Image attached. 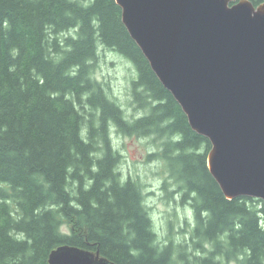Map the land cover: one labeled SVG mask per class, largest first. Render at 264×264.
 Masks as SVG:
<instances>
[{"label":"trees","instance_id":"obj_1","mask_svg":"<svg viewBox=\"0 0 264 264\" xmlns=\"http://www.w3.org/2000/svg\"><path fill=\"white\" fill-rule=\"evenodd\" d=\"M99 45L132 62L131 101L143 114L126 116L96 77ZM112 129L160 141L148 157L193 210L182 240L158 239L141 182L119 168ZM209 149L115 0H0V264H48L64 243L117 264H264L260 199H226Z\"/></svg>","mask_w":264,"mask_h":264},{"label":"water","instance_id":"obj_2","mask_svg":"<svg viewBox=\"0 0 264 264\" xmlns=\"http://www.w3.org/2000/svg\"><path fill=\"white\" fill-rule=\"evenodd\" d=\"M152 71L210 142L207 168L228 200L264 210V1L115 0ZM48 264H117L67 243Z\"/></svg>","mask_w":264,"mask_h":264},{"label":"rangeland","instance_id":"obj_3","mask_svg":"<svg viewBox=\"0 0 264 264\" xmlns=\"http://www.w3.org/2000/svg\"><path fill=\"white\" fill-rule=\"evenodd\" d=\"M99 51L96 77L109 84L113 96L125 111L126 116L131 118L133 115L143 114L142 110L134 108L135 105L131 101L130 81L135 75L132 62L113 49L99 45ZM112 138L122 155L119 168L124 177L135 176L143 186L144 200L158 239L161 242H165L168 238L174 241L182 240L194 224L193 210L189 203L180 202V193L173 190L176 186H173L172 181L167 178L168 173L164 163L148 157L150 153L158 150L160 141L154 136L119 135L113 129ZM166 178L168 182L165 181ZM164 182H167L166 188ZM171 190L173 193L169 196ZM255 205L258 209L263 208L261 200L255 202ZM260 221L264 225V215ZM227 264H237V262L228 260Z\"/></svg>","mask_w":264,"mask_h":264}]
</instances>
